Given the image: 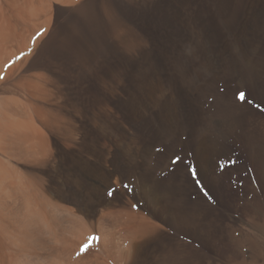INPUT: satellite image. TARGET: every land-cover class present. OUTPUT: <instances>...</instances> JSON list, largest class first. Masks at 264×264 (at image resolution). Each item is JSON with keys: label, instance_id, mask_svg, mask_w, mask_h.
<instances>
[{"label": "rangeland", "instance_id": "1", "mask_svg": "<svg viewBox=\"0 0 264 264\" xmlns=\"http://www.w3.org/2000/svg\"><path fill=\"white\" fill-rule=\"evenodd\" d=\"M23 1L0 261L25 217L44 264H264V0Z\"/></svg>", "mask_w": 264, "mask_h": 264}, {"label": "bare ground", "instance_id": "2", "mask_svg": "<svg viewBox=\"0 0 264 264\" xmlns=\"http://www.w3.org/2000/svg\"><path fill=\"white\" fill-rule=\"evenodd\" d=\"M13 2H14V0H13ZM33 2H34V0H33ZM23 3L25 4V3H27V4H29L30 3V1H28L27 0V2H25V1H23ZM41 3V2H40ZM16 4V3H15ZM27 4H25V5H22V6H24L25 8H21V10H23V12L25 11V12H27V14L28 13H30V12H33V10H32V5H35V4H29V5H31V9L30 8H28L29 6H27L26 7V5ZM42 4V3H41ZM11 5V4H10ZM19 7L21 6L20 4L18 5ZM21 6V7H22ZM43 6L45 7V3L43 2ZM14 7V6H13ZM35 11L34 12H37L38 10L37 9H39L38 7H37V5H35ZM43 7V8H44ZM16 8V7H15ZM42 8V10H39L37 13L39 14V12L41 11V12H43V11H45L46 10V8L45 9H43ZM14 9V8H13ZM48 11V10H47ZM22 12V11H21ZM24 12V14H26ZM46 12V11H45ZM2 12H1V9H0V75H3L4 74V71H6V69L7 68H11V67H13L14 66V64H16V41H18L17 43L19 44L18 45V49H19V52L21 51V52H28V50H30L29 48V46H28V44H27V40L30 38L29 37V35L27 36H24L23 38H22V40H18V38L20 37V35L16 32V27H17V25H16V19H14V17H13V20L11 19L12 17H10V20H7L6 19V17H4V15H2L1 14ZM37 13H35V15L37 14ZM22 14V13H21ZM36 15L37 17L40 15ZM16 15V13H14V16ZM29 15V14H28ZM28 15H27V18H29L28 17ZM34 15V13H33V15H32V20L34 19L33 17H36ZM29 16H31V15H29ZM16 18V17H15ZM31 18V17H30ZM29 18V19H30ZM24 19H25V16H24ZM35 20V19H34ZM19 21V20H18ZM31 21V20H30ZM36 21V20H35ZM47 22V21H46ZM46 22H45V24H43V22L41 23V25L43 24V28H42V33H44L45 32V30H46V27H47V24H46ZM6 23H8L7 25H6ZM36 23V22H35ZM34 23V24H35ZM27 27V26H26ZM32 28H33V26H31ZM34 27H36L35 25H34ZM29 28V27H28ZM32 30V29H31ZM36 31H38V30H36ZM39 32H40V30H39ZM39 32H38V34H39ZM30 33V32H29ZM35 33V32H34ZM16 34H17V36H16ZM40 35V34H39ZM26 37V38H25ZM40 37V36H39ZM28 43H29V41H28ZM28 46V47H27ZM25 47V48H24ZM26 52V53H27ZM3 101V100H2ZM0 102V103H3V102ZM219 106V103L218 104H216V105H214V107H218ZM222 106V105H221ZM220 106V108H219V111H218V115H217V119L214 121L216 124H217V126L220 128L221 127V129L223 128V129H226V127L227 126H230V120L232 119V118H225L224 117V115L225 114H221L220 115V113L225 109L224 107H223V109H222V107ZM227 113V112H226ZM229 114V113H228ZM230 117V116H229ZM15 126V125H14ZM18 128V127H17ZM10 129H11V127H10ZM7 130V129H6ZM16 130V129H15ZM11 132V131H10ZM10 176V175H9ZM12 177V176H11ZM6 178L7 177H5V175H4V173H1L0 172V205H1V203H2V201H3V199H2V196H4V195H7L6 193H5V183H6ZM8 181H9V183H15V181L13 180V179H9L8 178ZM10 185H13V184H10ZM9 185V186H10ZM26 217H28V214H27V216ZM30 217V216H29ZM31 218V217H30ZM38 218V217H37ZM40 218V217H39ZM27 219V218H26ZM33 220H35L34 218H32ZM38 222V221H37ZM30 223H33V221L32 222H28V220H25V217H24V222L21 224V227H20V229H19V233L20 234H16V236H13V244H16V248L18 249L17 251H18V253L16 254V257H14V258H12V259H8V258H5L4 260H2V261H0V264H40V263H42V261L44 260L45 261V259H48V260H50V261H52L53 260V258L54 257H52L53 255H52V253H51V258H52V260L51 259H49V257L47 258V256L46 255H44L43 254V256H41L40 254L42 253V251H41V253L40 252H37L36 250V248H37V246H36V248H35V244H36V240L34 241V237H35V235L33 234L34 232H36V231H34V228L36 227V226H34L32 229H33V233H32V231H31V229H30V227H32L31 226V224ZM32 225H34V224H32ZM38 225V224H37ZM100 227V226H99ZM44 230V229H43ZM38 231V230H37ZM50 231V230H49ZM41 232H43V231H41ZM47 232V231H46ZM48 233V232H47ZM52 233V232H51ZM50 233V234H51ZM43 234H44V232H43ZM51 235H53V234H51ZM46 237V236H45ZM49 237V236H48ZM54 237V236H53ZM39 238V237H38ZM41 238V237H40ZM47 238V237H46ZM51 238H52V236H51ZM55 238H56V236H55ZM62 238V237H61ZM42 239V238H41ZM43 239H44V236H43ZM35 242V244H34V242ZM42 241V240H41ZM41 241H40V243H41ZM66 241V240H65ZM39 242V241H38ZM51 242V241H50ZM43 243H44V241H43ZM42 243V244H43ZM77 243V242H76ZM47 244H48V242H47ZM58 244H60L59 242H58ZM44 245H46V244H44ZM39 246V245H38ZM55 247V246H54ZM40 248V247H39ZM49 248V247H48ZM50 248H51V246H50ZM45 249V248H44ZM58 249V248H57ZM50 250V249H49ZM61 250V249H60ZM53 251V250H52ZM63 251H65L64 250V248H63ZM46 252V251H45ZM37 253H40V254H37ZM46 253H49L50 254V252L48 251V252H46ZM58 253H60V252H58L57 251V255H58V259L59 260H64L63 259V253L61 254H58ZM65 253V252H64ZM57 255H55V258H56V256ZM44 256L46 257V258H44ZM50 256V255H49ZM56 258V259H57ZM57 259V260H58ZM48 260H47V262H48ZM74 260V259H73ZM55 260H53L52 262L53 263H55L54 262ZM52 262H51V264H52ZM73 263V262H72ZM42 264H44V262L42 263ZM47 264H49V263H47ZM67 264H69V263H67ZM78 264V263H77Z\"/></svg>", "mask_w": 264, "mask_h": 264}, {"label": "snow or ice", "instance_id": "3", "mask_svg": "<svg viewBox=\"0 0 264 264\" xmlns=\"http://www.w3.org/2000/svg\"><path fill=\"white\" fill-rule=\"evenodd\" d=\"M72 2H73V3H78V0H72ZM238 99H240V100L243 101V100L245 99V93H243V92L239 93V95H238ZM248 102H249V103H252L251 100H249ZM257 107H259V105H257ZM176 160L178 161V160H179V157H177ZM175 162H176V161H173V163H175ZM194 175H195V174H194ZM114 191H115L114 189L110 190V191L108 192V195H109V196L113 195V192H114ZM91 239H96V238H95V237H92ZM88 247H89L88 244L83 245L82 248H81V252L85 251ZM79 254H80V253H78V255H79Z\"/></svg>", "mask_w": 264, "mask_h": 264}, {"label": "crops", "instance_id": "4", "mask_svg": "<svg viewBox=\"0 0 264 264\" xmlns=\"http://www.w3.org/2000/svg\"><path fill=\"white\" fill-rule=\"evenodd\" d=\"M62 1V0H61Z\"/></svg>", "mask_w": 264, "mask_h": 264}]
</instances>
